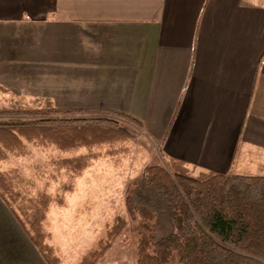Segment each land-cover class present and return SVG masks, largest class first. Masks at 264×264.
<instances>
[{
  "label": "crops",
  "instance_id": "obj_1",
  "mask_svg": "<svg viewBox=\"0 0 264 264\" xmlns=\"http://www.w3.org/2000/svg\"><path fill=\"white\" fill-rule=\"evenodd\" d=\"M46 101L139 118L164 161L264 175V0H0V110ZM0 264H48L1 197Z\"/></svg>",
  "mask_w": 264,
  "mask_h": 264
},
{
  "label": "trees",
  "instance_id": "obj_2",
  "mask_svg": "<svg viewBox=\"0 0 264 264\" xmlns=\"http://www.w3.org/2000/svg\"><path fill=\"white\" fill-rule=\"evenodd\" d=\"M92 113L52 101L0 110V163L26 156L29 144L66 154L53 160L70 177L55 196L34 192L36 182L19 168H0V197L48 264H63L49 241L51 205L65 204L75 178L103 148L111 156L128 153L134 129L144 127L124 112ZM129 223L137 264H264V175L199 169L176 158L149 164L127 184L125 211L104 224L103 234L76 264H97Z\"/></svg>",
  "mask_w": 264,
  "mask_h": 264
},
{
  "label": "rangeland",
  "instance_id": "obj_3",
  "mask_svg": "<svg viewBox=\"0 0 264 264\" xmlns=\"http://www.w3.org/2000/svg\"><path fill=\"white\" fill-rule=\"evenodd\" d=\"M103 112L93 110L94 114ZM133 135L135 137L128 143V153L111 156L105 153L107 148H103L102 155L92 161L81 176L75 178L74 188L65 193V204L62 207L56 203L51 205L48 221L51 228H55L56 239L53 242L61 247L63 264L78 263L82 255L103 234L104 224L112 222L117 211H125L126 186L141 175L145 166L167 162L164 161L163 150L158 142L136 128ZM65 155L53 147L40 148L29 144L26 156H11L0 163V168H19L25 176L36 182L34 192L38 189L45 190L55 196L63 193V185L70 180L66 172L58 171L53 161ZM57 223L62 224L65 234L72 230L68 231L67 227H73L75 234H81L80 238L66 242L67 237H63L62 240L56 230ZM131 225L129 223L97 264H137L132 244L135 236ZM79 227H83L82 230ZM169 264H176V260Z\"/></svg>",
  "mask_w": 264,
  "mask_h": 264
}]
</instances>
